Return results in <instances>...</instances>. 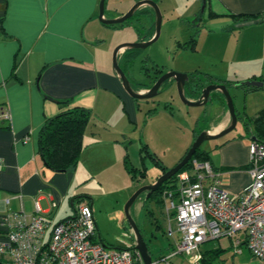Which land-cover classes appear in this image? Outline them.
I'll list each match as a JSON object with an SVG mask.
<instances>
[{"label":"crops","instance_id":"0c3cea01","mask_svg":"<svg viewBox=\"0 0 264 264\" xmlns=\"http://www.w3.org/2000/svg\"><path fill=\"white\" fill-rule=\"evenodd\" d=\"M100 2L0 0V106L9 108L12 113V122L0 126V159L3 161L0 166V241L6 234L2 225L4 218L11 213L36 215V203L40 213L51 221V228L75 215L79 165L71 172H56L44 164L39 139L46 120L75 107L90 110L91 120L102 121L118 112L122 118L128 104L136 101L124 90L113 68V58L111 61L109 55L114 42L107 41V34L119 26L110 28L99 21ZM202 3L210 18L231 19L238 24V31L248 25L264 26V0H202ZM139 11H144L146 17L154 12L150 7ZM121 15L107 16L105 11L109 19ZM209 32L214 34L215 31ZM154 33L155 25L150 38ZM257 43L264 51V34ZM125 52L119 56L120 67L126 65ZM257 73L249 76L248 72L245 81L264 83V69ZM188 75L198 76L205 87L233 84L229 87L230 93L237 92L231 95L240 124L236 127L238 132L214 140L216 149L205 151L209 152V161L220 174L223 188L238 199L252 182L249 174L251 139L244 135V119L256 118L264 112V87L239 88V80L202 70ZM199 93L201 95L197 90L187 97L195 101ZM211 96L212 110L206 111L213 122L207 131L219 134L230 125L231 115L222 94L212 93ZM64 101L69 102L68 106L61 107L59 102ZM86 133L87 130L84 139Z\"/></svg>","mask_w":264,"mask_h":264},{"label":"rangeland","instance_id":"374dc122","mask_svg":"<svg viewBox=\"0 0 264 264\" xmlns=\"http://www.w3.org/2000/svg\"><path fill=\"white\" fill-rule=\"evenodd\" d=\"M140 1L144 0H107V16L125 15ZM157 5L162 16L159 39L148 48L138 50V57L125 68L137 90L152 85L155 69L163 70L164 74L202 70L229 76L230 80H239L241 84L248 82L245 81L248 72L251 76L264 69L263 46L257 43L264 34V26L248 25L238 31V24L231 19L210 18L208 10L203 11L202 0H158ZM155 23L153 12L147 17L135 16L110 30L107 41L114 42L109 55L111 61L118 46L149 39ZM193 39L196 40L195 49L191 47ZM171 82L151 100H134V104L125 106L128 111L122 106V118L118 112L102 121L92 119L86 129L85 147L77 171L80 181L76 206L92 203L99 228L96 242L102 241L107 247L134 246L135 238L125 214L128 201L141 188L152 185L163 167L170 170L180 162L195 142L196 128L205 132L213 122L206 111L212 110V102L203 107H188L181 101L176 83ZM234 93L237 92L232 90L231 94ZM144 146L147 150L142 151ZM214 149L215 141L201 146L203 151ZM146 197L141 195L137 199L130 214L152 259L159 261L175 251L179 235H169L170 227L175 230L174 219L167 214L169 201L159 196L147 201ZM242 237L243 234L236 235V238ZM202 248L221 250L213 256L212 264H262L246 245L238 247L237 251L228 237L208 242ZM170 264L189 262L184 255H178Z\"/></svg>","mask_w":264,"mask_h":264},{"label":"built area","instance_id":"2783aa9c","mask_svg":"<svg viewBox=\"0 0 264 264\" xmlns=\"http://www.w3.org/2000/svg\"><path fill=\"white\" fill-rule=\"evenodd\" d=\"M11 122V110L0 106V125ZM249 156L252 182L238 199L223 188L212 164L198 159L178 175L175 190L164 189L162 198L169 201L167 214L174 219L176 230L170 227L169 235L178 233L179 240L175 251L154 264H170L178 255H184L189 264H202L203 245L223 237L237 251L244 243L264 264V143L251 140ZM36 212L33 216L11 213L4 218L0 264H145L134 246L110 248L96 242L98 227L90 204L76 206L73 218L53 228L38 203ZM238 234H243L242 239L236 238Z\"/></svg>","mask_w":264,"mask_h":264},{"label":"water","instance_id":"95a60500","mask_svg":"<svg viewBox=\"0 0 264 264\" xmlns=\"http://www.w3.org/2000/svg\"><path fill=\"white\" fill-rule=\"evenodd\" d=\"M106 1L107 0H101L100 2V8H99V21L107 26H118L122 25L126 22H128L130 19H132L136 13L143 7H150L154 10L156 14V23H155V33L154 36L148 40V41H141L139 43H133V44H122L118 46L113 53V68L119 77V79L122 81V85L124 87V90L127 92V94L136 101H148L158 96L160 90L162 87L166 84L167 81H174L177 86V90L179 93V97L181 101L187 105L188 107H203L206 106L211 100H212V93H220L222 94L227 103V107L229 109L230 115H231V123L230 125L219 134H212L208 131L202 132L195 140L193 146L189 149L185 157L180 161L174 168L167 171L165 174L160 176L155 183L152 185L145 186L141 188L133 197L128 201L126 207H125V214L126 218L129 222V226L133 232V236L135 238V248L140 252L143 261L145 264H154V261L149 253V248L144 241V238L141 234V231L138 229V226L134 219L132 218L130 214L131 207L134 205V203L137 201V199L144 193H148L146 199H150L153 193L159 191L162 186L169 180H171L173 177L178 175L192 160L195 153L198 149L201 148L203 143L207 141H214L221 139L231 132H233L238 124V116L236 113V108L234 105L233 97L230 93L229 88L226 85L223 84H210L206 86L204 89L201 90L200 97L193 101L190 100L187 97V91H186V84L190 82V76L186 73H178V72H168L163 74L157 81L147 90V91H139L137 90L134 85L130 82L125 72L122 70V68L119 65V56L121 53L127 50H144L154 44L160 37L161 34V25H162V16L161 12L159 10V7L157 3L151 0H144L138 2L128 13L125 15L116 18V19H109L105 16V9H106ZM203 7V11H204ZM242 86H251V87H264L263 82H257V81H249L246 83L240 84ZM193 86H196V83L193 84ZM197 90H195L196 92Z\"/></svg>","mask_w":264,"mask_h":264},{"label":"trees","instance_id":"16d2710c","mask_svg":"<svg viewBox=\"0 0 264 264\" xmlns=\"http://www.w3.org/2000/svg\"><path fill=\"white\" fill-rule=\"evenodd\" d=\"M143 13L144 11H138L135 16L141 15ZM107 27L115 28L117 26H107ZM151 38H149V40ZM191 47L193 49L196 48L195 39L192 40ZM138 55H139L138 50H127L125 52L124 56L127 59L126 65L121 67L124 72H125V68H128L130 63H132L138 57ZM155 70H156L155 77L153 78L150 77L152 79V85L157 81V79H159L164 74L163 70L161 69H155ZM147 72L150 71L147 70ZM168 82L169 81H167L166 84ZM194 83H196L195 87L193 86ZM152 85H150V87ZM232 85L233 84H231V86ZM231 86L228 85L227 87L229 88ZM204 87H205V83H202L198 76H190V82L186 84V91L188 95L194 94L195 90L201 92V90ZM238 87L246 88L249 86H242L239 84ZM142 88H146V87H142ZM68 103H69L68 101L59 102L61 107L68 106ZM91 118H92V113L90 110L80 107H75L63 111L54 118L46 120V123L40 133L39 152L47 168L56 172H71L78 167L83 153V149L85 147L84 145L85 132L91 121ZM194 133H195L194 137L196 139L199 136L200 132H198L197 129H195ZM244 135L250 137L251 140H259L260 142L264 143V112H262L256 118L244 119ZM144 150H147V146H144L142 148V151ZM185 155L181 158L180 161H182ZM209 158H210L209 152L203 151L200 148L197 150L192 160L198 159L199 161H209ZM192 160L179 174L190 170ZM168 170H169L168 168L163 167L162 174L166 173ZM177 180H178V175L173 177L171 180L167 181L162 186V188L159 191L153 193L150 199H147V201L156 199L157 196L161 197L164 189L168 188L175 190L177 188V183H176ZM243 245L245 244L243 243ZM220 251H221L220 249L211 250V251L203 250L202 253L203 264H212L211 261L213 256L218 255Z\"/></svg>","mask_w":264,"mask_h":264},{"label":"clouds","instance_id":"9594fccd","mask_svg":"<svg viewBox=\"0 0 264 264\" xmlns=\"http://www.w3.org/2000/svg\"><path fill=\"white\" fill-rule=\"evenodd\" d=\"M179 175V174H178ZM161 198H162V195H161ZM92 206V205H91ZM73 218V217H72ZM134 247H135V245H134ZM202 252H203V249H202ZM203 255V254H202ZM154 261V260H153Z\"/></svg>","mask_w":264,"mask_h":264},{"label":"flooded vegetation","instance_id":"af4514ba","mask_svg":"<svg viewBox=\"0 0 264 264\" xmlns=\"http://www.w3.org/2000/svg\"><path fill=\"white\" fill-rule=\"evenodd\" d=\"M164 174H165V173H164ZM147 194H148V193L146 192V193H144V194H142V195H146V196H147Z\"/></svg>","mask_w":264,"mask_h":264}]
</instances>
